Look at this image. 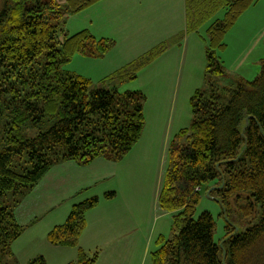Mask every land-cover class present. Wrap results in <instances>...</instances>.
Listing matches in <instances>:
<instances>
[{"label": "trees", "instance_id": "16d2710c", "mask_svg": "<svg viewBox=\"0 0 264 264\" xmlns=\"http://www.w3.org/2000/svg\"><path fill=\"white\" fill-rule=\"evenodd\" d=\"M102 0H4L0 9V264H21L12 245L24 233L16 210L56 165L99 158L123 160L145 129L142 90L97 88L86 77L63 72L77 55L103 57L115 46L89 30L65 33L60 23ZM259 0H187L188 31L225 10L208 28L207 91L191 98L192 121L171 141L159 204L173 220L171 239L161 237L153 264H264V59L259 76H240L234 89L219 88L214 76L224 68L217 52L239 18ZM199 33V32H198ZM156 48L114 74L116 84L137 78ZM216 187L220 202L233 201L259 222L243 233H229L228 246L216 243V223L206 211L194 219L204 188ZM115 192L107 193V198ZM94 197L73 206L66 222L48 234L53 246L78 250L77 261L96 264L79 245ZM224 249V255L221 249ZM27 264H47L38 256Z\"/></svg>", "mask_w": 264, "mask_h": 264}, {"label": "rangeland", "instance_id": "374dc122", "mask_svg": "<svg viewBox=\"0 0 264 264\" xmlns=\"http://www.w3.org/2000/svg\"><path fill=\"white\" fill-rule=\"evenodd\" d=\"M3 1L0 0V9ZM57 1L62 5L67 3V0ZM108 8L107 0H102L81 13L66 18L64 16L60 23L64 25L63 28L68 35L84 29L89 30L90 28L88 27L90 25L98 26V12L102 13L101 16H106L105 10ZM94 9L96 11L92 14ZM250 9L249 11L247 10L248 12L246 11L247 13L245 12L246 14L244 13L245 16L239 18L236 25L227 33L225 37L226 49L217 52L224 68L223 76H214L213 78L214 83L219 88L234 89L240 76L253 81L260 74L261 61L264 59V0H259ZM215 11L217 14L213 19L208 20L207 18L198 27V31H190L193 41H199L200 43L198 42L199 46L196 47H194V44L192 45L190 57H188L187 64H184V66L179 64L180 53L176 49L179 44V38H176L174 41L176 43L173 42L172 46L170 45L167 50L165 49L167 52L165 58L159 60L164 56L161 53L159 55L151 54L149 62L146 63L145 61V65L136 71L137 78L134 81L113 85L116 81L110 78L127 66L125 62L129 63L128 60H132L131 58L134 56H139L143 51L144 47L141 45L145 43V39L148 36L160 33L161 28L164 26L162 17L155 19L146 9L145 22H141V20H144L142 17L139 19L140 22L134 21L129 15L124 17L125 12L122 15L120 13V15L114 14L113 17L109 16L108 22L113 21L115 23H111V28L108 24L106 27L103 25V29L110 31L109 34L115 41L114 48L103 57L77 54L70 62L62 65L61 70L86 77L97 88L113 89L118 86L117 88H119L120 92L142 90L147 97L146 112L149 116L147 121L150 120L156 123L155 119L163 109H167L169 114L172 112V117L175 116L178 119L177 129L174 127L176 131L172 134L173 139L177 131L179 132L183 126L188 127L191 124V98L198 90L207 91L206 49L210 41L207 30L215 20L223 18L225 14V10L222 8ZM149 24H153V26L149 28ZM154 24H156V30H154ZM133 49H135L136 53L133 52ZM151 128L155 129L154 123H151ZM163 138L162 134L160 141ZM141 152L144 154L146 150ZM152 154L154 156L157 155L156 151H152ZM168 158L169 156L165 153L163 158V165L165 164V168L162 171L163 176L166 173V165L168 166ZM123 161H116L117 164L121 163L119 166V177L106 184L108 185L106 190H101L105 186L100 187L98 191L96 190L97 196H100L96 207L101 206L99 216L118 215L113 217L122 223L125 216L124 203L130 201L129 222L131 225H140L142 232H140L138 244L135 247H129L125 254L121 256L126 247H118L119 252L117 254L112 251L105 256L103 261L96 263L153 264L152 254L159 248L160 238L171 239L173 236L172 216L168 213V215L156 221L154 220V217L158 214V207H154L158 173L154 176V168H152L151 174L150 167L146 169L147 167L142 166L138 161ZM123 176L124 181H122ZM125 179L132 186L126 185ZM114 185L117 188L116 195L112 198H107V191L109 192L111 188L109 186ZM215 189L216 187L212 186L210 190L206 188L202 190L201 200L197 206L194 219H198L206 211L210 212L216 223L214 239L221 247L222 245L227 247V234L243 233L256 225L261 218V211L260 207L255 205L253 211L250 214H246L245 210L235 201L226 207L220 202L221 197ZM134 213H138L136 219L134 218ZM59 218L61 217L47 218L39 225H50L51 221L61 220ZM130 224L124 223V225ZM30 235H24L13 243L12 251L14 252V248L15 250L17 248L16 252L21 254V256H16V259L21 264H27L30 260L38 257L37 254L43 252V254H47L49 264H59L58 260L53 258V255H57L56 252L52 251L54 246L48 240H44V242L39 244L38 241L41 239H37L35 240L36 243H34ZM106 248L110 249L108 246ZM221 254L222 256L224 255L223 248L221 249ZM93 256V253L89 254L90 258H93ZM77 257L78 255L72 257L73 261H77Z\"/></svg>", "mask_w": 264, "mask_h": 264}, {"label": "crops", "instance_id": "0c3cea01", "mask_svg": "<svg viewBox=\"0 0 264 264\" xmlns=\"http://www.w3.org/2000/svg\"><path fill=\"white\" fill-rule=\"evenodd\" d=\"M107 3L109 8L105 10L106 16H101L102 13L99 11L98 26L90 25V27H88L90 28L89 31L99 39H112V36L109 34L110 31L104 30L103 25L106 27L108 24L111 28V23L113 21L109 23L107 19L109 16L113 17L114 14L120 15L121 13L122 15L125 12L124 17L129 15L134 21L138 22H140L139 19L142 17L144 20H141V22H145V11L148 9L152 17H155V19L162 17V21H164V26L161 28L160 33L148 36V38L145 39V43L141 45L144 47L141 54H138L139 56H134L131 58L132 60H128L129 63L125 62L127 63L126 65L138 61L152 50L163 47L164 45H168L166 48L167 50L170 45H173L172 43L175 39L179 38V44L176 49L179 50L180 53L179 64L184 66V64H187L188 57H190L192 45L194 44V47L199 46V41H193L192 35L187 28V0H107ZM95 11L96 9H94L92 14H94ZM245 14L242 16H245ZM152 26L153 24L148 25L149 28ZM154 28V30H156V24H154ZM166 50L161 53L164 56L159 60L165 58L167 54ZM133 52L136 53L135 49H133ZM146 103L144 109L146 124L142 138L133 150L123 159V162H129L131 160L138 161L139 164L147 167L146 169L150 167L151 174L152 168H154V176L158 173V180L155 188L156 194L154 196V207H158V214L154 217L156 221L168 215L167 212L161 209L159 204L164 181L162 171L165 168V164L163 165V158L165 153L169 156L172 134L176 131L174 127L176 128L178 119H176L175 116L172 117V112L169 114L167 109H163L157 115L155 119V121H157L156 123L150 120L147 121V117L149 118V116L146 112ZM151 123L155 124V129L151 128ZM184 128H186V126H183L180 130ZM153 131L155 132L153 133ZM162 134L164 138L160 141ZM142 150H146V152L143 154L141 152ZM152 151H156L157 155L154 156ZM120 164L121 163L117 164L115 161L107 158H99L89 165H81L76 161H66L53 167L37 187L25 197L16 210V217L19 224L26 227L22 236L31 234L30 236L33 238L32 241L34 243H36L35 240L37 239H41L38 241L39 244L44 242V240L47 241L48 234L55 227L64 224L74 205L92 199L94 196L100 197L97 196L98 193H96L98 189L105 186V188L101 190H106V186L108 187L106 184L119 177ZM122 181H124V176L122 177ZM126 185L132 186L127 182ZM109 188V190L115 192L116 195V186H109ZM109 192L107 191V193ZM100 207H96L87 213V225L81 234L79 245L87 251L88 254L99 252L98 261H103L105 256L112 251L114 254H117L119 252L118 247H126L121 253V256L128 251L129 247H135L138 244L140 232H142V230L140 225H131L129 222L130 201L124 203L125 216L122 223L113 217L118 215L111 214L108 216H99ZM137 214L134 213L135 219ZM50 217H61L59 218L61 220L55 222L51 221L50 225H39ZM124 223H129L130 225H124ZM107 246L110 247V249H107ZM16 251L17 248L16 250L14 248L13 253L16 254H14L15 257L21 256V254ZM52 251L57 253V255H53V258L58 260L59 264H69L73 261L72 257H76L78 254V250L73 247L54 246ZM37 256H44L48 263L49 259L47 258V254L40 252Z\"/></svg>", "mask_w": 264, "mask_h": 264}]
</instances>
